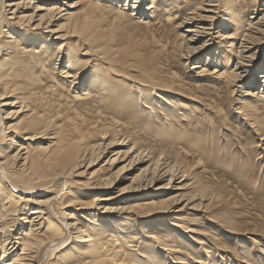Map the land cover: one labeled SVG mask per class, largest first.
<instances>
[{
	"label": "bare ground",
	"instance_id": "1",
	"mask_svg": "<svg viewBox=\"0 0 264 264\" xmlns=\"http://www.w3.org/2000/svg\"><path fill=\"white\" fill-rule=\"evenodd\" d=\"M124 20L147 31L170 30L173 46L196 60L190 66L195 80L230 89L237 95L235 114L264 127L258 115L264 110L262 0H0V264H120L126 251L141 260L157 262L161 254L184 264L180 241L198 243L212 235L200 223L215 222L216 214L208 213L214 196L200 193L201 181H187L189 170L157 148H163V137L171 144L196 139V152L178 148L219 161L206 130L189 120L198 117L189 100L200 96L182 90L175 97L160 95L155 104L147 88L134 90L143 84L139 79H120L131 47L119 43L112 29ZM100 27L106 30L97 32ZM209 102L203 111L212 114L206 122L213 125L210 117L223 112ZM182 114L195 137L172 130L173 124L160 127L167 119L181 121ZM13 127L16 135L7 141ZM142 138L155 143L142 145ZM102 160V173L90 181L88 171ZM71 181L76 188L70 189ZM96 195L104 205L88 199ZM110 218L117 221L114 228ZM14 228H21L19 236ZM122 235L126 240L118 241ZM142 236L147 244L140 248Z\"/></svg>",
	"mask_w": 264,
	"mask_h": 264
},
{
	"label": "rangeland",
	"instance_id": "2",
	"mask_svg": "<svg viewBox=\"0 0 264 264\" xmlns=\"http://www.w3.org/2000/svg\"><path fill=\"white\" fill-rule=\"evenodd\" d=\"M187 8L188 6L182 7L183 10ZM245 14L247 16L249 14L248 11ZM113 26L112 32L115 39L126 48L131 47V53L128 54L127 57V64L121 68L122 73L119 78L125 80L124 77L131 76L139 79L143 84L141 83L142 85L135 86L134 90L137 91V89L143 87L147 88L150 94V99L148 101L154 102L155 104L159 103L158 99L160 95L164 99L167 98V95L175 97L177 96L175 93H182V90L190 89L193 94L200 96V98L196 99L198 102L189 100L194 108H198L195 109L198 117L189 120L199 127V131L201 129L206 130L205 132L208 136L207 141L214 149L213 153L219 158V161L214 162L211 155L206 152L204 159L201 160L197 156L178 148L179 145H183L187 146L189 151L196 152L195 149L198 147L196 146V139H188L184 142H180L181 144H171L173 141L168 137H163L161 141H159L162 143L163 148L160 146H157V148L164 156L169 158L170 162L172 160V162L174 161L173 164L176 163V165L180 163L178 166L182 165L184 169L189 170L190 176H188L187 181L194 180V178L198 179L201 181L200 193L214 196V200L211 204L213 209L209 210L208 213L213 216L216 214V218L214 219L215 222L207 225V220L206 222L201 221L202 219L200 220V225H204L203 227L206 226L205 230L214 235V238L208 233L209 237L206 236L209 239L203 240L202 242H200V240L198 243L180 241L181 253L178 254V257L181 258L184 264H264V127H253V124L250 123L249 126L248 123H245L243 119L241 120L239 118L237 113L235 114V98L237 95L232 96L230 89H223L219 86V88L215 89L210 88L213 87L210 84L215 85L216 82L209 81V79L206 78L195 80L190 66H192L196 60L189 61L190 59H188V57H183V48L181 49L180 47L176 48L173 46L171 42L173 38H170V30H167V28H160L159 30L154 29L153 31L149 29V31H147L146 28L133 25L125 20L114 22ZM105 30L106 29L100 27L97 32ZM80 38L79 35L75 37V42H80ZM203 59V63H205L206 58L204 57ZM65 60L64 63L67 62L66 58ZM57 66H61V64H57ZM195 71L197 70H194V72ZM156 73V76L159 78L153 79L152 75ZM160 78L164 79L171 87L159 85L158 80H160ZM196 85L202 86L196 87ZM220 99L221 101H219ZM205 101H210L209 103L213 101L217 109L223 112L222 114L215 113L214 119L210 117L213 121V125H209L206 122L207 117L212 114L208 111L204 113L202 104H204ZM166 108L169 109V107ZM258 115L261 119H264V110H260ZM223 117H227V121H223ZM184 119L185 114H182L181 121H171V119H167L160 124V127L164 131L165 127L169 128L173 124L172 130L175 128L176 131L178 133L181 132L182 135L187 134L195 137L197 133L193 132L191 125L188 127V121H183ZM199 119L201 125L197 124ZM183 127H185V129ZM186 128L190 129L188 130ZM157 131L159 130L156 129L153 132L157 133ZM15 132L16 127L11 128L6 140L9 141V135H16ZM145 132H148L149 136L158 141V138H156L153 132ZM15 141L17 145L21 143L19 138H15ZM140 142L142 145L146 146L155 143L152 138H142ZM11 148V150H13L15 147ZM104 160L100 161L98 165L88 171V173L92 174L90 181L95 180V178L102 173L98 169L104 163ZM105 168H107V166ZM118 168L119 166L113 171ZM87 178L88 175L82 179H84V185L90 188V181H87ZM129 183L130 181L123 186ZM74 188H76V183L71 181L70 189ZM92 198H95V206L99 207L104 205L100 204L99 195L88 199L92 200ZM68 199L69 197L65 195L62 203H65ZM109 202L110 204L117 205L114 201ZM33 207V205H30L28 208ZM60 207L65 211L68 210L64 208L63 205ZM201 209L203 210L204 207H201ZM103 210L104 209L101 208V210L98 211V217H96L98 222H100V218L103 216L100 215L99 212L103 214ZM66 213L68 214V212ZM25 216V213L20 214V217ZM69 222H71V219ZM116 222V220L110 218V227L114 228ZM118 225L119 229L127 227L126 225ZM17 229L18 230L14 228L12 231L15 236H19L18 233L21 228ZM173 234L176 237L179 235L178 232H173ZM216 234L219 235L217 236ZM176 237L173 239L175 242L178 240ZM117 238L118 241L126 240L124 235H122V239H119V237ZM143 239L144 237L142 236L140 248L147 244L142 241ZM180 239L181 238H179V240ZM72 243L73 239L66 244L64 251L68 250V248H70L68 246ZM125 243L126 242H123L122 245L124 244V246H127ZM134 243L139 244L137 242ZM113 246L116 247L115 244ZM134 247L138 248V245ZM134 247L132 249H136ZM148 251H150V249ZM131 254L130 251H126V254L120 257V264H134L136 261L142 264H173L171 263V259L161 257V254L157 262L145 259L141 260L135 257V255L131 256ZM144 255L147 256L146 253Z\"/></svg>",
	"mask_w": 264,
	"mask_h": 264
}]
</instances>
